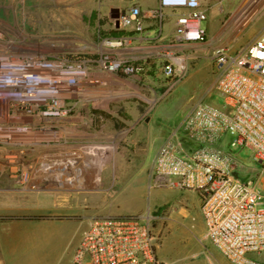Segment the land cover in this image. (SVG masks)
Wrapping results in <instances>:
<instances>
[{
    "label": "built area",
    "instance_id": "obj_1",
    "mask_svg": "<svg viewBox=\"0 0 264 264\" xmlns=\"http://www.w3.org/2000/svg\"><path fill=\"white\" fill-rule=\"evenodd\" d=\"M164 9L184 10L176 20V41H206L202 0H159L153 16L161 20ZM140 14L137 6L119 13L116 29L142 31ZM14 27L0 16V174L25 186L32 170L27 156L45 152V171L56 185L60 179L72 183L75 167V175L89 170L91 183L100 182L108 145L88 141L66 155L50 150L66 144L63 123L100 85V75L137 78L139 67L118 55L125 38L102 37L96 58L68 60L39 51ZM214 55L213 90L221 105H195L169 132L152 161L148 187L196 192L205 239L221 256L230 264H264V191L238 176L232 152L249 149L264 170V32L235 53L220 48ZM162 71L173 86L185 76L184 61L170 56ZM224 138L227 153L220 149ZM157 218L149 212L93 219L70 264H164L152 227Z\"/></svg>",
    "mask_w": 264,
    "mask_h": 264
},
{
    "label": "rangeland",
    "instance_id": "obj_2",
    "mask_svg": "<svg viewBox=\"0 0 264 264\" xmlns=\"http://www.w3.org/2000/svg\"><path fill=\"white\" fill-rule=\"evenodd\" d=\"M117 1L122 0H0V16L10 25L15 23L14 28L26 33L33 46L48 56L94 59L102 52L103 35L113 28V6ZM204 3L209 9L205 44L198 58L174 56L184 61L185 76L171 88L169 83L165 94L162 89L157 94L163 95L160 99L150 102L147 89L133 90L122 85L124 92L131 95L92 93L77 103L63 123L61 135L66 144L50 152L77 154L78 145L88 141L108 145L110 155L99 168L101 180L95 185L89 170L75 175V167L72 183H48L33 189L29 173L28 192L40 191L48 201L40 205L27 203L24 208L10 211L18 223L9 230L0 229V264H70L93 219L149 212L158 217L152 227L158 238L157 257L162 263L230 264L205 239L200 208L196 207L200 200L191 198L190 192L148 187L155 151L207 87L211 92L215 51L223 48L235 53L264 32V0ZM214 103L221 105L220 100ZM149 105L154 109L145 111ZM77 114L80 121L74 126ZM228 142L224 138L220 145L226 153ZM232 152L239 166L238 176L253 181L264 191V170L253 163L251 151L238 148ZM8 185H13L8 174H0V187Z\"/></svg>",
    "mask_w": 264,
    "mask_h": 264
},
{
    "label": "crops",
    "instance_id": "obj_3",
    "mask_svg": "<svg viewBox=\"0 0 264 264\" xmlns=\"http://www.w3.org/2000/svg\"><path fill=\"white\" fill-rule=\"evenodd\" d=\"M132 6H137L140 11V20L142 23V31L136 32L133 28L118 29L122 32L120 37L125 38V44L123 48L118 50V55L123 57L125 60L139 67L137 78L135 80H129L125 77L117 78L113 75H100V85L94 90L87 92L86 94H97L98 96L111 95V97L131 95V92H124V88L132 87L133 90L136 88H145L150 95V102L160 99L163 95L157 96V94L164 89V94L167 92L168 88L173 87L172 82H168V79L163 76V65L168 60V57L175 56L179 54L181 58L185 60H191L198 58L197 53L201 50L205 43L201 42H178L175 40V24L177 17L184 13L181 9H164L162 19L159 20L153 16V11L157 10L159 7V0H122L117 1L113 6V16H118L119 13L129 10ZM202 6L207 10L208 7L202 0ZM208 20V16H207ZM205 22V29H206ZM113 28H116L115 22H112ZM111 29V30H112ZM108 37V36H104ZM112 37V36H110ZM170 83V87L167 88ZM214 84V81H213ZM213 84L211 86V92L213 89ZM130 86V87H129ZM121 90V91H120ZM126 91V90H125ZM207 87L206 91L200 98H198L193 104L192 108L200 103H214L220 100L215 94H212ZM211 93V94H209ZM84 94L83 97L86 95ZM215 104V103H214ZM77 105V104H76ZM154 106V104H152ZM151 105L145 111L153 110ZM76 108V106H75ZM191 109V108H190ZM144 111V113H145ZM80 119L78 114L73 117V125L79 123ZM148 121V119H146ZM63 127L64 124H63ZM95 133H91L90 136H94ZM65 141V140H64ZM162 145V144H161ZM160 145V146H161ZM159 146V147H160ZM159 149V148H158ZM157 149V150H158ZM155 151V154L157 152ZM64 154V153H63ZM154 154V156H155ZM65 155V154H64ZM45 153H33L27 156L26 160L30 162L32 170L30 172L32 181L30 184L36 188H44L45 184L56 185L55 180L50 178L45 171L44 162L47 160ZM152 158V161L154 159ZM41 163L38 164V161ZM101 179V178H100ZM13 182V181H12ZM80 183V182H78ZM27 186L20 187L18 184L13 182V185H8L5 187H0V229H11L12 225H16L18 222L14 221L13 217L9 214L11 210H16L17 208L26 207L27 203H42L48 201L47 197L42 196L39 192L31 193L28 192ZM35 189V188H34ZM190 192L191 198L194 200H200V197L196 192L193 191H183ZM195 193V194H194ZM196 202H193V209H195ZM200 204L197 201V206L200 208ZM118 217V216H117ZM71 263V262H70Z\"/></svg>",
    "mask_w": 264,
    "mask_h": 264
},
{
    "label": "trees",
    "instance_id": "obj_4",
    "mask_svg": "<svg viewBox=\"0 0 264 264\" xmlns=\"http://www.w3.org/2000/svg\"><path fill=\"white\" fill-rule=\"evenodd\" d=\"M121 35H122V32L120 30L114 28L108 34H104L103 37L104 36H108V37H110V36H112V37H120Z\"/></svg>",
    "mask_w": 264,
    "mask_h": 264
},
{
    "label": "bare ground",
    "instance_id": "obj_5",
    "mask_svg": "<svg viewBox=\"0 0 264 264\" xmlns=\"http://www.w3.org/2000/svg\"><path fill=\"white\" fill-rule=\"evenodd\" d=\"M72 172H73V171H72ZM73 173H74V172H73ZM65 182H68V179H65V180H64V179H62V180L60 179L59 185H60V186H61V185H65V184H64ZM96 184H97V181L95 182V185H96ZM65 189H66V188H65Z\"/></svg>",
    "mask_w": 264,
    "mask_h": 264
},
{
    "label": "water",
    "instance_id": "obj_6",
    "mask_svg": "<svg viewBox=\"0 0 264 264\" xmlns=\"http://www.w3.org/2000/svg\"><path fill=\"white\" fill-rule=\"evenodd\" d=\"M122 14H124V11L122 12ZM118 16H113V20H115V25L118 28V20H117Z\"/></svg>",
    "mask_w": 264,
    "mask_h": 264
}]
</instances>
